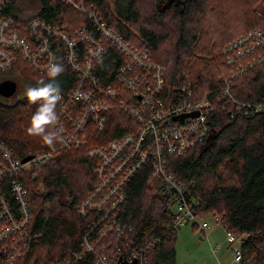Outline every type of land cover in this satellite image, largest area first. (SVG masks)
Segmentation results:
<instances>
[{
  "label": "trees",
  "instance_id": "obj_1",
  "mask_svg": "<svg viewBox=\"0 0 264 264\" xmlns=\"http://www.w3.org/2000/svg\"><path fill=\"white\" fill-rule=\"evenodd\" d=\"M25 1L5 3L9 5L3 12L13 17L15 24L24 25L30 18L22 10ZM27 1L31 4L25 8L31 14L35 12L34 16L66 33L72 34L82 25L91 31L92 25L103 22L131 44L139 48L145 44L147 62L159 64V97L165 103L208 98L209 136L200 141L187 135V150L169 159L170 170L178 181L194 185L189 192L199 200L193 206L198 216L219 217V226L225 231L247 235L241 243L242 264H264V62L229 80L232 99L223 94L221 80L229 79L231 71L264 54V45L259 43L252 54L229 64L228 58L235 52L225 51L248 34L246 43L259 41L251 33L264 36V0ZM232 12L237 16L231 18ZM103 43L106 53L97 62L96 74L103 84H113L121 56ZM61 60L58 63L64 71L55 78L62 96L57 101V115L75 80ZM9 72L14 75L11 78L27 86L48 80L47 73L34 71L24 62H18ZM177 88L186 93L175 92ZM9 98L0 96V139L12 148L15 157L23 159L38 150L54 148L49 162L20 176L28 192L30 229L35 238L17 264L72 259L71 252H79L91 226L88 217L78 214V206L98 178L99 160L88 156L87 150L127 134L123 124L131 120L110 104L103 113L101 128L94 118L84 119L80 134L84 143L79 146L62 148L63 129L54 124L47 126L46 130L54 131L57 137L49 146L26 131L37 104L29 102L25 94L15 100ZM257 105L262 109L256 110ZM79 106L68 109L79 114ZM69 127L66 124L64 129ZM161 187L160 180L151 178L149 166L144 167L128 181L126 199L114 212L131 229L130 240L135 246L151 237L161 239L147 254L146 264H177L175 234L166 235L174 218L171 198L160 193ZM107 243L104 239L103 244ZM91 258L87 254L76 264H88Z\"/></svg>",
  "mask_w": 264,
  "mask_h": 264
},
{
  "label": "built area",
  "instance_id": "obj_2",
  "mask_svg": "<svg viewBox=\"0 0 264 264\" xmlns=\"http://www.w3.org/2000/svg\"><path fill=\"white\" fill-rule=\"evenodd\" d=\"M9 1L0 0V6L3 2ZM67 1L71 2V0ZM12 21L14 22L13 19ZM35 21L41 23L44 20ZM47 25L51 29L48 23ZM111 28L103 22L96 27L92 25L91 32L86 36L87 41L90 38L93 39L88 48L78 50L81 49L78 47L79 43L73 42L70 46L60 44L59 51L53 50L54 41L49 44L27 45L30 50L27 46H22V38L30 33L44 31L42 27H27V23L18 25L15 22H9L0 29V72H9L15 64L24 62L29 68L39 73H47L41 66H36L35 62L47 67L53 56L56 62L62 59L63 63L77 72L78 82L73 90L67 92L64 102L59 106L60 112L54 124L58 129H63L62 148H69L72 145L79 146L84 143V138H80V134L85 118H94L99 125L98 129L101 128L104 121L103 113L110 109V104L114 109L122 110L128 116L134 115L142 118L133 134L127 133L110 141L106 148L97 146L87 150L88 156L97 157L99 160L97 183L93 189L96 188L98 193H107L108 198L101 205H96L86 198L80 202L78 214L82 217L90 216L91 224L89 231L82 238V250L78 253L71 252L72 259H62L51 264H76L87 254L92 255L88 264H120L119 255H124L127 261L135 259L138 264L142 258L141 255L148 249L146 245L157 237L147 241L143 248L126 243L123 251L112 255L108 250L109 243L98 245L99 240L91 233L101 227L112 230L113 233L107 234L104 238L108 242L109 237L119 229L121 221L115 215L114 210L126 199L125 186L137 173L131 167V161L137 157L154 158L159 162L156 170L151 172V178L160 180L162 186L160 193L165 198H171V208L175 217L173 231L186 224L187 221H196L192 208L198 203V199L192 198L190 192L177 185L174 177L164 171V164L165 159L170 158L173 152L180 148L182 153L185 151L180 142L187 140V135L196 137L200 141L206 139L209 132L206 124V113L210 107L209 100L204 96L196 101H177L173 106L164 108L159 98L162 89L161 80L158 79L155 84L148 82L151 72L147 62L146 48L131 44ZM79 38H84V36L79 35ZM248 38L249 36H246L225 49L227 52H235L228 58L229 64H234L235 60L244 58L246 54H252L256 50L255 42L246 43ZM103 41L115 48L121 56V63L115 76V85L103 84L93 74V64L106 53ZM253 64L249 63L248 67L236 68L230 76L235 77L246 72L247 68ZM137 68H142V72H137ZM76 104H80L79 114L68 109V107L74 108ZM190 112H197V116L177 118ZM169 114L172 116L179 114V116L175 119L168 116ZM66 124H70L67 130L64 129ZM148 135L157 136L158 142L162 139L164 141L162 149L159 144H156L154 151H150L148 146H142ZM53 152L54 148L48 151L42 149L24 164L10 154H0V204L3 198H11L10 195L14 201L12 207L0 208V264H17L35 238L30 229L31 212L28 195L15 186L14 180L19 179L13 176V173L20 175L31 166L43 165L53 158ZM6 182H8V190L5 189ZM186 194L190 195V200H184ZM198 224L202 230L208 227L205 222ZM237 235L239 234L225 231V240L233 252V262L242 264L243 255L240 245L237 246L240 240ZM98 246L101 248L98 249ZM210 249L216 254L221 246L220 244L210 245Z\"/></svg>",
  "mask_w": 264,
  "mask_h": 264
},
{
  "label": "bare ground",
  "instance_id": "obj_3",
  "mask_svg": "<svg viewBox=\"0 0 264 264\" xmlns=\"http://www.w3.org/2000/svg\"><path fill=\"white\" fill-rule=\"evenodd\" d=\"M10 3V2H9ZM9 3L6 5L4 2H3V4H1V6H0V29L3 27V26H5L6 24H8L9 22H11V23H14L13 21H12V19H13V17H11V16H9V15H7V14H4V12H3V10L4 9H6V6H8L9 5ZM35 20H42V19H40L39 17H36V16H32L31 18H30V20L29 21H27L26 23H27V27H42V28H44L45 30L44 31H41V32H34V33H30L29 35H27V36H25L24 38H22V46H27V45H41V44H49V43H51V41H54V47H53V50L54 51H59L60 50V44H65L66 46H70L73 42H76V44H78V47L79 48H81V49H78V50H84V49H86V48H88L89 47V45L93 42V39L92 38H90L88 41L86 40V36L91 32V31H89V30H87V28L85 27V26H80V27H78L77 29H75L74 31H73V33L72 34H69V33H66V32H64V31H62V30H60V29H58L57 27H54V26H52V25H50L51 26V29L49 28V26L47 25V22L44 20L43 22H41V23H37ZM25 23V24H26ZM251 34H253L252 36H254L255 38H256V40H259L257 43H256V45H257V47H258V45H259V43H262L263 45H264V38H261L262 37V35L261 34H259V33H257V32H254V33H251ZM79 35H81V36H84V38H79ZM257 35H260V39L258 38V37H256ZM248 36H249V34H248ZM244 37H246V36H244ZM243 37V38H244ZM249 38H250V36H249ZM248 38V39H249ZM97 39V38H96ZM252 39V38H251ZM250 39V40H251ZM240 40V39H239ZM255 40V41H256ZM248 41V40H247ZM84 44H83V43ZM103 43V42H102ZM104 44V43H103ZM27 49L28 50H30V47H28L27 46ZM227 49V48H226ZM101 59V58H100ZM99 59V60H100ZM98 60V61H99ZM98 61H96L94 64H93V66H94V68H93V74L97 77V78H99L98 77V75L96 74V66H97V62ZM261 62H264V54L263 55H261L260 57H258L257 59H255V60H253V61H251V62H248L247 63V67H248V64L249 63H254V64H259V63H261ZM63 64H65V63H63ZM148 64H149V70L152 72V70H154L155 72H154V75L152 76V78H148V82L150 83V84H155L156 83V81L159 79V65H157V64H152V63H150V62H148ZM253 64V65H254ZM35 65L36 66H41L43 69H44V71H46V66H43V65H40L39 63H36L35 62ZM66 65V64H65ZM252 65V66H253ZM68 66V65H67ZM244 66V65H243ZM251 66V67H252ZM239 67V66H238ZM237 67V68H238ZM251 67H249V68H251ZM70 68V67H69ZM71 69V68H70ZM248 69V68H247ZM33 70V69H32ZM72 70V69H71ZM142 68H137L136 69V71L137 72H142ZM235 70V69H234ZM233 70V71H234ZM34 71H36V70H34ZM73 71V70H72ZM233 71H231V72H233ZM38 72V71H37ZM75 74H74V76H75V80H74V83H73V85H72V88L69 90V91H71V90H73V88H74V86H75V84L78 82V74H77V72H75V71H73ZM117 72V71H116ZM230 75H231V73H230ZM229 75V79L228 78H222V82H223V84H224V86H223V88H222V92H223V94L224 95H229L230 96V98L232 99V97H231V95L229 94V80H232L234 77H232V76H230ZM115 76H116V74H115ZM228 76V75H227ZM236 77V76H235ZM116 79V78H115ZM106 85H115V83H113V84H106ZM175 92H180L181 94H184L185 93V89H182V88H177V89H175ZM160 94V93H159ZM208 95V94H207ZM160 98V97H159ZM161 99V98H160ZM161 101V103H162V106L164 107V108H167V107H171V106H173L176 102H174V103H165L162 99L160 100ZM239 105L241 106V104L239 103ZM60 106V105H59ZM259 109H262V107H258V105L256 106V110H259ZM190 113H193V112H190ZM190 113H185V114H190ZM182 115H184V114H182ZM168 116H171V117H173V118H175V117H177V116H179V114L178 115H168ZM192 115H189V116H185V117H191ZM129 117V116H128ZM131 117H134L135 119H136V122L134 121V119H133V121L135 122V126L133 127V126H130V128H129V132H127L128 134H133V130H134V128L136 127V126H138V124H139V122L142 120V118H141V116H134V115H131L129 118H131ZM185 117H183V118H185ZM90 124V123H89ZM87 127V126H86ZM85 127V128H86ZM210 132H211V130H210V128H209V132H208V135H207V137L209 136V134H210ZM82 133V132H81ZM193 138H195V140H197L196 139V137H193ZM164 141L162 140V139H160V141L158 142V137L157 136H154V135H148V136H146V138H145V140H144V142L142 143V146L143 145H145V146H148L149 147V150L150 151H154V148H156V144H159L160 145V148L162 149V143H163ZM108 144L109 143H106V144H104V145H101V146H98V147H103V148H106V147H108ZM180 144H181V146H183L184 148H185V151L182 153L181 151V148L180 149H178L176 152H173L172 154H171V157L170 158H173V157H178V156H181V155H183L185 152H186V150H187V145L189 144V139H187V140H184V141H182V142H180ZM45 148V147H44ZM45 149H51V148H45ZM41 150H39V152H40ZM57 151V150H56ZM4 153H6V154H10V155H12V156H14V153H13V150H12V148L10 147V146H8L4 141H2L1 139H0V154H4ZM38 153V152H37ZM37 153H35V154H33V155H29V156H31L30 157V159H28L27 161H25V162H22L21 160L22 159H18V158H16L20 163H22V164H24V163H26V162H28V161H30ZM25 158V157H24ZM170 158H167V159H165V164H164V171L167 173V174H169V175H172L173 177H174V174L171 172V170H170V167H169V159ZM50 161V160H49ZM48 161V162H49ZM47 163V162H46ZM45 164V163H44ZM146 166H149V168H150V170H151V172H154L155 170H156V168H157V166H159V162L156 160V159H154V158H143V157H137V158H135V159H133L132 161H131V167L133 168V169H135L137 172H139V171H141L144 167H146ZM33 167H37V166H31V167H29L28 169H26V170H24L23 172H21V174L20 175H18V173H13V176H15V177H17L19 180H14V183H15V186L19 189V190H21V191H23L25 194H27L28 195V192H27V190H26V188L24 187V184H23V180H21V178H20V176L24 173V172H26V171H28L29 169H31V168H33ZM174 179H175V181H176V183H177V185L179 186V187H181L182 189H184V190H187L188 192L190 191V189H192L193 187H194V185L191 183V182H189L188 184H184V183H182L181 181H178L175 177H174ZM86 199H90L92 202H94L96 205H101V204H103L105 201H106V199L108 198V195H107V193H98L97 192V190H96V188L95 189H91L90 191H89V193L87 194V196L85 197ZM124 202V201H123ZM123 202H121V203H123ZM198 203H199V200L197 201ZM120 203V204H121ZM119 204V205H120ZM14 205V201H13V199H11V198H7V197H5V198H3V200H2V203L0 204V208L1 207H3V208H10V207H12ZM119 205L117 206V207H119ZM192 213L194 214V216L196 217V221L194 222V221H187L186 222V224H184L183 226H181V227H184L185 225H187L189 222H191L192 223V226H195L196 228L198 227L199 228V230L201 231V232H204L206 229H208V227H209V225H208V223L207 222H205V221H203V222H205V223H207V225H208V227L207 228H205V229H201L200 228V226H199V224L198 223H203V222H199L198 221V218H199V216L195 213V211H194V207L192 208ZM173 216H174V213H173ZM88 218L90 219V216H88ZM175 218V217H174ZM174 218H173V220L171 221V223H170V225L168 226V228H167V232H166V235H173V234H175L180 228H177V229H175L174 231H173V229H174ZM118 219H120V218H118ZM121 220V219H120ZM130 231H131V229L128 227V226H126L122 221H121V225H120V227H119V229L117 230V231H115L114 232V234L113 235H111L110 237H109V241H108V246H109V253L110 254H114V255H116V254H118L119 252H121V251H123V246H124V244H126V243H131L134 247H137V248H143L144 247V245L146 244V242L147 241H149V240H151L152 238H154V237H151V238H149V239H147L143 244H141V245H139V246H135L134 244H133V242H132V240H130ZM98 240H99V242L101 243V244H103V241H104V238H105V236H107V234H110V233H113V231L112 230H110V229H107V228H105V227H101V228H98V229H96V230H93L92 232H91ZM160 241H161V239L160 238H155V239H153L150 243H148L147 245H146V247L148 248L147 249V251L146 252H144V254L143 255H141L142 256V258L139 260V262H138V264H146L147 263V254L149 253V251H151L152 249H154L158 244H160ZM33 244V243H32ZM31 246V245H30ZM82 250V246H81V244H80V248H79V251H81ZM119 260H120V264H130V263H132L133 261H134V264H137V262H136V260L135 259H133V260H131V261H127V258L124 256V255H119Z\"/></svg>",
  "mask_w": 264,
  "mask_h": 264
},
{
  "label": "rangeland",
  "instance_id": "obj_4",
  "mask_svg": "<svg viewBox=\"0 0 264 264\" xmlns=\"http://www.w3.org/2000/svg\"><path fill=\"white\" fill-rule=\"evenodd\" d=\"M24 3L25 4L23 5H25V7L28 8L30 2L26 0ZM25 7H22V10L25 12L26 17H32L35 15V12L31 14ZM229 16H231L232 18L237 16V14H234L232 12V14ZM256 37L260 39V35H257ZM261 38H264V36H262ZM142 47H145L147 50L145 44L140 46V48ZM152 64H156V63H152ZM65 66L67 67V69L70 70V72L73 75L75 74L67 65ZM153 75L154 74L151 72L149 78H152ZM11 77H14V75H12L10 72H3V71L0 72V79L2 80L4 78H11ZM15 78H11V79L15 80ZM16 79L17 81L16 80L15 81L19 83V87L17 89L16 94L9 98L10 100H15L21 97L22 95H24L25 89L27 87V85L21 82L18 78ZM190 79H193V75H191ZM129 119L131 120L129 123L123 124L121 122V124H123V127H126L127 131H130L129 130L130 126L134 127L136 122V119L134 117H131ZM133 119L135 122L133 121ZM37 152H39V150ZM14 158L16 159L15 155ZM186 199L190 200L189 194H186L184 196V200ZM198 221L199 222L205 221L208 223L209 228L204 231L205 234H202L204 232H201L198 227L196 228L195 226H192L191 222H189L184 227H181L175 233V237L177 240L176 243L177 264H240L237 262H233V252L231 250V247H228V243L225 240L224 229L221 226H219L220 224L219 217L199 216ZM237 236L240 239L237 243V246L240 245L241 248V243L247 238V235L242 233ZM217 244H220L221 249L216 254H214L210 249V245L215 246ZM100 248L101 246H98V249ZM247 264H251V263H247Z\"/></svg>",
  "mask_w": 264,
  "mask_h": 264
},
{
  "label": "clouds",
  "instance_id": "obj_5",
  "mask_svg": "<svg viewBox=\"0 0 264 264\" xmlns=\"http://www.w3.org/2000/svg\"><path fill=\"white\" fill-rule=\"evenodd\" d=\"M63 71V65L56 62L54 56L51 57L46 67L47 82L39 80L35 86H27L24 93L29 102L37 104L26 131L30 135L39 136L49 146L57 139L54 131L46 130L47 126L55 124L57 120L56 105L60 99V88L55 78Z\"/></svg>",
  "mask_w": 264,
  "mask_h": 264
},
{
  "label": "water",
  "instance_id": "obj_6",
  "mask_svg": "<svg viewBox=\"0 0 264 264\" xmlns=\"http://www.w3.org/2000/svg\"><path fill=\"white\" fill-rule=\"evenodd\" d=\"M17 92V83L16 81L12 80V79H5L3 81L0 82V96L4 97V98H9L13 95H15ZM189 115H192V116H197V112H193V113H190V114H184V115H181L177 118H183L185 116H189ZM175 118V119H177ZM31 156H26L25 158H23L21 161L22 162H25L27 161L28 159H30ZM130 264H134V261Z\"/></svg>",
  "mask_w": 264,
  "mask_h": 264
},
{
  "label": "flooded vegetation",
  "instance_id": "obj_7",
  "mask_svg": "<svg viewBox=\"0 0 264 264\" xmlns=\"http://www.w3.org/2000/svg\"><path fill=\"white\" fill-rule=\"evenodd\" d=\"M5 79V78H4ZM18 87H19V83L17 82V89H18Z\"/></svg>",
  "mask_w": 264,
  "mask_h": 264
}]
</instances>
